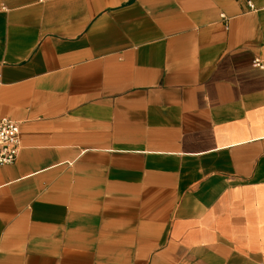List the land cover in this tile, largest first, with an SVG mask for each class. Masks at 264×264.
<instances>
[{
	"label": "crops",
	"instance_id": "1",
	"mask_svg": "<svg viewBox=\"0 0 264 264\" xmlns=\"http://www.w3.org/2000/svg\"><path fill=\"white\" fill-rule=\"evenodd\" d=\"M264 0H0V264H264Z\"/></svg>",
	"mask_w": 264,
	"mask_h": 264
},
{
	"label": "built area",
	"instance_id": "2",
	"mask_svg": "<svg viewBox=\"0 0 264 264\" xmlns=\"http://www.w3.org/2000/svg\"><path fill=\"white\" fill-rule=\"evenodd\" d=\"M253 66L264 69V63L254 59ZM21 150L20 125L7 118H0V166L12 165Z\"/></svg>",
	"mask_w": 264,
	"mask_h": 264
}]
</instances>
